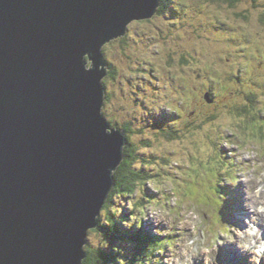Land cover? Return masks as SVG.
Instances as JSON below:
<instances>
[{"label":"clouds","instance_id":"clouds-1","mask_svg":"<svg viewBox=\"0 0 264 264\" xmlns=\"http://www.w3.org/2000/svg\"><path fill=\"white\" fill-rule=\"evenodd\" d=\"M152 3L100 43L101 63L81 58L102 73L98 114L122 143L78 264L109 248L107 264H219L225 245L262 264L264 0ZM225 187L242 192V222L224 219ZM117 223L155 239L134 253L111 242Z\"/></svg>","mask_w":264,"mask_h":264},{"label":"water","instance_id":"water-1","mask_svg":"<svg viewBox=\"0 0 264 264\" xmlns=\"http://www.w3.org/2000/svg\"><path fill=\"white\" fill-rule=\"evenodd\" d=\"M152 0H0V264H78L122 135L98 114L99 45Z\"/></svg>","mask_w":264,"mask_h":264},{"label":"rangeland","instance_id":"rangeland-1","mask_svg":"<svg viewBox=\"0 0 264 264\" xmlns=\"http://www.w3.org/2000/svg\"><path fill=\"white\" fill-rule=\"evenodd\" d=\"M169 119V117L166 114H162L158 120V125L163 124ZM223 191L228 195V199L225 201L224 209L222 210L224 214V219L229 220L230 222H242V215L244 214L243 212H238V208L241 207V201H242V192L239 188L237 189H230L229 187H225ZM124 231H127L128 233H124V238H122L120 241H125L128 242L127 240L132 239L139 231L136 230H126L123 229ZM104 231H107L105 228ZM141 232L144 234L151 236V238H154L151 234V228L150 224H145L142 229H140ZM132 244V243H131ZM111 248L107 249V252H110ZM131 251L135 252V246L133 245V248ZM222 251H225V256L228 261L236 260V264H247V257H234V256H228L227 254H241L237 249H235L234 246L231 245H225L223 246ZM219 263H220V258H218ZM198 264H202L201 262H198ZM264 264V262H262Z\"/></svg>","mask_w":264,"mask_h":264},{"label":"trees","instance_id":"trees-1","mask_svg":"<svg viewBox=\"0 0 264 264\" xmlns=\"http://www.w3.org/2000/svg\"><path fill=\"white\" fill-rule=\"evenodd\" d=\"M138 231L139 232L132 239L127 240L128 242L132 243V245L135 246L134 253L142 251L149 241L155 239V238H151V236L144 234L140 230ZM124 233H128V232L124 231L121 225L117 223L114 231L112 232L111 242L113 244L118 243L122 238H124L125 236ZM114 255L115 254L112 253V251L107 252V250H103L100 253L101 258L104 260V264H107V262L110 259H112Z\"/></svg>","mask_w":264,"mask_h":264},{"label":"bare ground","instance_id":"bare-ground-1","mask_svg":"<svg viewBox=\"0 0 264 264\" xmlns=\"http://www.w3.org/2000/svg\"><path fill=\"white\" fill-rule=\"evenodd\" d=\"M239 210H238V212H243L244 214L242 215V217L243 216H245V215H247V212H246V210H244L243 208L241 209L240 207L238 208ZM222 249H223V247H221V249H220V252H219V256H218V258H220V263L219 264H236V260H233L230 256H234V257H243V255H241V254H236V255H234V254H227L232 260L231 261H228L227 259H226V256H225V251H222Z\"/></svg>","mask_w":264,"mask_h":264}]
</instances>
